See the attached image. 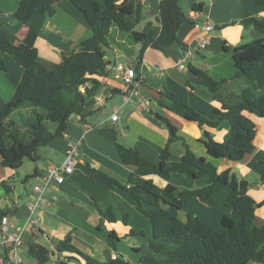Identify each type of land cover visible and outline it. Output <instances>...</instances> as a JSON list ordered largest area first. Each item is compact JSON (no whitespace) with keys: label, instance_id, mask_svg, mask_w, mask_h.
<instances>
[{"label":"trees","instance_id":"trees-1","mask_svg":"<svg viewBox=\"0 0 264 264\" xmlns=\"http://www.w3.org/2000/svg\"><path fill=\"white\" fill-rule=\"evenodd\" d=\"M69 1L84 14L93 35L80 43L72 53L64 54L62 61L53 68H46L38 61L35 44L46 20L56 12V0L18 1L12 18L28 28L21 44H14L0 32V49L23 69L14 96L0 111V166L11 173L2 183L6 193L12 192L10 183L24 160L38 162L40 150L54 139L63 137L71 116L81 114L86 103L100 91L103 83L99 79L111 75L112 63L107 57L108 49L116 42L113 30L133 43L141 44L139 68L143 54L149 47L163 50L178 44L184 49L179 38L180 29L184 24L195 23L190 12L201 14L205 8V3L197 0H161L157 21L162 30L155 37L152 33L136 30L143 11V5L138 0H124L121 3L114 0ZM254 1L264 11V0ZM183 2L189 3L188 10L184 9ZM133 14L136 15V23L129 21ZM240 23L245 29H255L262 37L236 46L226 43L225 49L232 53L236 66L233 79L218 81L207 71L191 68L220 104L215 109L216 119L202 116L168 90L162 95L170 101L169 105L161 102L169 111L197 123L201 128H217L223 122H229L230 132L223 142L216 141L209 131L204 130L201 143L211 158L234 162L244 160L255 150L257 125L250 116L264 118V95H258L256 91L264 89V18L246 11ZM234 24L236 22L223 27ZM0 71H8L3 60H0ZM246 80L255 88L245 85ZM155 116L170 132L159 163L146 159L136 147L119 144L116 139L123 164L135 168L128 184L90 166L88 170V176L100 186H116L128 192L136 201L137 209L151 222L153 255H142L135 250L139 253L136 264L264 263V224L259 226L255 222V210L259 204L248 194V182L238 181L231 176L230 170L219 172L213 162L198 156L186 141L185 154L180 161L170 165L171 145L182 137L167 118ZM173 174L191 175L197 182L207 178V183L205 186L196 184L192 189H180L173 184L162 187L153 180V177L167 179ZM226 188L230 189V195L224 205L231 213L222 217L221 234L211 231L198 216L188 215L185 221L180 218L186 203L196 199L208 203ZM122 212L123 223L128 225L129 213L124 208ZM99 213L102 222H117L111 209L106 212L99 209ZM6 215L5 212L0 213V221ZM34 233L28 253L37 264H48L53 259L54 251L49 244L39 242L42 229ZM139 235L146 234L135 229L129 232V236ZM106 238L110 249L117 252L121 238L115 231L108 233ZM56 249L59 253L57 264L75 260L81 264H134L122 255L111 257L108 262H99L75 247L71 234L60 240Z\"/></svg>","mask_w":264,"mask_h":264},{"label":"crops","instance_id":"crops-1","mask_svg":"<svg viewBox=\"0 0 264 264\" xmlns=\"http://www.w3.org/2000/svg\"><path fill=\"white\" fill-rule=\"evenodd\" d=\"M18 1L0 0V32L16 45L21 44L28 33L24 24L12 18L18 8ZM114 1L117 3L124 0ZM138 1L143 5V11L136 30L158 37L162 30L157 21L161 0ZM197 1L204 2L205 8L194 24H184L180 29L179 38L184 44V49L178 44L163 50L149 47L143 54L139 68V53L137 54L136 50L140 52L141 44L133 43L128 37L113 30L116 42L111 44L107 57L112 63V73L99 79L103 83L102 88L86 103L81 114L71 116L63 137L54 139L43 147L38 162L24 160L15 179L10 183L13 186L11 193H6L2 185L11 173L7 168L0 166V213H7L10 224L14 226L13 231L26 227L27 219L31 215L30 205L35 199L33 187L40 183L50 166L63 164L70 146L80 142L79 158L73 174L66 176L64 184L54 185L47 194L48 204L36 214L40 219L39 228L43 230L42 239L46 240L47 236L51 244L46 241L51 248V245L56 247L60 240L71 234L73 245L99 262H108L111 257L122 255L136 264L139 253L135 250H139L142 255L152 256V224L137 209L136 201L119 187L104 188L92 181L88 170L90 166L116 177L125 185L128 184L135 168L123 164L116 139L119 144L136 147L146 159L159 163L160 155L170 139V132L155 115L167 118L182 137L171 145L169 164L181 160L186 152V141L192 151L213 162L219 172L230 170L232 177L248 182V194L259 204L255 210V222L259 226L264 224V118L250 116L257 125L253 153L240 162L216 160L208 155L205 145L201 143L204 140V130L209 131L216 141L223 142L230 132V123L223 122L217 128H201L197 123L185 120L161 104L163 102L169 105L170 101L162 95L168 90L174 93L180 102L187 103L202 116L215 120V109L220 104L215 100L213 93L201 84L200 78L191 68L207 71L218 81L233 79L236 76V66L232 53L225 49L226 43L236 46L262 37L255 29H245L240 23L246 11L264 18V11L254 0ZM184 5H187V9H184L188 10L189 3L183 4V7ZM55 8V14L46 20L35 44L38 61L46 68L59 64L64 54L72 53L80 43L93 35L84 14L71 1L56 0ZM129 21L136 23V15L130 16ZM232 22L236 24L223 27ZM209 23L213 24L214 30L207 34L206 48L201 49L198 37L203 32V27ZM187 50H192L193 55L184 69H179L177 62ZM127 52L134 54L136 60L129 59L125 55ZM0 60L8 66L7 72L0 71L1 111L14 96L23 69L1 49ZM120 67L136 70L140 94L146 101L145 108H138L133 104L123 106L126 87L120 77ZM245 85L255 88L248 80ZM256 91L258 95H264V89ZM116 108H120L119 120L113 122L111 118ZM1 163L2 157L0 165ZM30 176L35 177L28 180ZM153 180L162 187L173 184L180 189H192L196 184L205 186L207 183V178L197 182L193 176L187 174H173L167 179L153 177ZM229 195L230 189L226 188L208 203L198 199L188 202L183 206L180 218L185 221L188 215L198 216L201 223L211 231L221 234L222 217L231 213L224 205ZM122 208L129 213L128 225L123 223ZM99 209L103 212L111 209L117 222H102ZM131 229L144 231L146 235L129 236ZM112 231L121 238L117 252L111 250L107 244L106 237ZM34 234L31 226L24 230L21 250L24 264H27L26 255H29L28 249ZM39 242L45 245L41 240ZM2 259L0 254V264ZM56 260L53 257L51 261L57 264ZM66 264L81 263L75 260Z\"/></svg>","mask_w":264,"mask_h":264},{"label":"built area","instance_id":"built-area-1","mask_svg":"<svg viewBox=\"0 0 264 264\" xmlns=\"http://www.w3.org/2000/svg\"><path fill=\"white\" fill-rule=\"evenodd\" d=\"M212 1V0H207ZM190 17L196 22L199 13L190 12ZM214 30L213 24L209 23L203 27V32L198 37V45L201 49H205L208 44L207 34ZM192 50H187L183 57L177 62L179 69H184L187 61L192 57ZM120 77L123 84L126 87L125 94L123 96V106L133 104L138 108H145L146 101L140 94L139 82L137 72L134 68L120 67ZM120 108H116L112 114V121L117 122L119 120ZM81 143L73 144L70 146L66 158L63 164L53 165L48 168L45 175L41 178L40 183L33 187L35 193V199L30 205V217L26 222V227L31 226L32 232H37L40 225V219L37 212L48 204L47 194L52 190L54 185H62L66 182V176L73 174L75 166L78 162L79 149ZM33 215L35 217L33 218ZM19 229L13 231L14 226L10 224L7 216L3 217L0 221V254H2V264H24V260L21 256V250L23 246L24 230ZM116 258V255L113 257Z\"/></svg>","mask_w":264,"mask_h":264},{"label":"rangeland","instance_id":"rangeland-1","mask_svg":"<svg viewBox=\"0 0 264 264\" xmlns=\"http://www.w3.org/2000/svg\"><path fill=\"white\" fill-rule=\"evenodd\" d=\"M122 2V1H121ZM121 2H117V3H121ZM185 3H187V2H183V4H185ZM184 8L185 9H187V5H184ZM136 53L138 54L139 52L136 50ZM125 55H127L128 56V58L129 59H131V60H133V61H135L136 59V57H135V55L134 54H131V53H125ZM52 129V128H51ZM16 180H17V178H16ZM11 182H13V181H11ZM40 240H41V242L42 243H44L45 245H47L48 244V242L46 241V240H44V239H42V238H40ZM26 260H27V264H37V262H36V260H34L32 257H30L29 255H26ZM69 262V261H68ZM48 264H54V262H52V261H50Z\"/></svg>","mask_w":264,"mask_h":264},{"label":"water","instance_id":"water-1","mask_svg":"<svg viewBox=\"0 0 264 264\" xmlns=\"http://www.w3.org/2000/svg\"><path fill=\"white\" fill-rule=\"evenodd\" d=\"M72 116H74V114L72 115ZM46 238V240L51 244V241H50V239L46 236L45 237ZM51 249L54 251V255H53V257L54 258H56L57 260L59 259V253H58V250L56 249V247L55 246H53V245H51Z\"/></svg>","mask_w":264,"mask_h":264}]
</instances>
